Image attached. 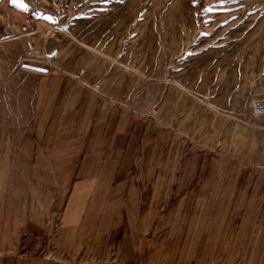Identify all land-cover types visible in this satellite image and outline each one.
I'll list each match as a JSON object with an SVG mask.
<instances>
[{"label":"rangeland","instance_id":"374dc122","mask_svg":"<svg viewBox=\"0 0 264 264\" xmlns=\"http://www.w3.org/2000/svg\"><path fill=\"white\" fill-rule=\"evenodd\" d=\"M62 76L142 132L167 127L211 187L226 168L264 174V0H0V157L48 129Z\"/></svg>","mask_w":264,"mask_h":264},{"label":"crops","instance_id":"0c3cea01","mask_svg":"<svg viewBox=\"0 0 264 264\" xmlns=\"http://www.w3.org/2000/svg\"><path fill=\"white\" fill-rule=\"evenodd\" d=\"M49 83L48 129L0 157V264H264V174L226 168L211 187L164 125Z\"/></svg>","mask_w":264,"mask_h":264},{"label":"bare ground","instance_id":"6f19581e","mask_svg":"<svg viewBox=\"0 0 264 264\" xmlns=\"http://www.w3.org/2000/svg\"><path fill=\"white\" fill-rule=\"evenodd\" d=\"M264 106L262 104H259L258 108H259V111H262Z\"/></svg>","mask_w":264,"mask_h":264},{"label":"snow or ice","instance_id":"6c2138e0","mask_svg":"<svg viewBox=\"0 0 264 264\" xmlns=\"http://www.w3.org/2000/svg\"><path fill=\"white\" fill-rule=\"evenodd\" d=\"M14 3H18V0H13ZM18 6H23V5H18Z\"/></svg>","mask_w":264,"mask_h":264}]
</instances>
